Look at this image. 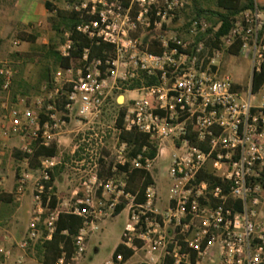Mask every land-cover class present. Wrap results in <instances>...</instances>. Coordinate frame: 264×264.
<instances>
[{
    "label": "built area",
    "instance_id": "built-area-1",
    "mask_svg": "<svg viewBox=\"0 0 264 264\" xmlns=\"http://www.w3.org/2000/svg\"><path fill=\"white\" fill-rule=\"evenodd\" d=\"M185 4L65 2L64 8L78 12L75 30L108 50L90 57L84 48L82 66L54 72L47 97L31 101L36 111L27 97H19L9 108L0 103L8 120L0 127L2 138L20 135L19 149L28 154L33 143L54 142L58 147L54 156L39 159L37 176L21 171L16 177L15 202L32 187L30 218L16 242L20 251L34 250L50 239L60 213L74 214L82 225L72 238V255L68 260L61 251L53 263L71 264L83 255L87 238L100 229V222L124 203L127 215L120 244L133 254L127 259L122 253L111 255L104 264H264V12L253 0V7L235 19L218 46L199 56L203 40L193 51L188 48L209 28L205 19L189 21L190 40L168 34ZM237 42L240 52L251 57L244 85L219 67L222 52ZM72 45L71 32L64 31L59 54L68 57ZM63 72L69 78L64 79ZM253 73L261 75L255 90ZM0 78V90L9 91L13 70L6 62L0 66ZM72 113L88 125L72 155L90 177L81 181L70 202L56 200L52 207L51 173L62 164L59 138ZM105 113L110 120L101 119ZM126 131L145 135L157 151L171 142L174 152L164 170L171 183L166 198L152 182L144 189L143 201L137 202V193L127 191L126 181L113 175L126 163L151 174L157 160L144 154L145 147L129 156L128 144L120 140ZM109 162L113 176L99 178L101 165Z\"/></svg>",
    "mask_w": 264,
    "mask_h": 264
},
{
    "label": "rangeland",
    "instance_id": "rangeland-1",
    "mask_svg": "<svg viewBox=\"0 0 264 264\" xmlns=\"http://www.w3.org/2000/svg\"><path fill=\"white\" fill-rule=\"evenodd\" d=\"M184 1L191 6L192 1ZM44 2L45 0H0V66L4 62L11 66L13 70L12 82H14L9 91L4 92L0 90V103H4L8 108L14 106L19 97H27L29 99V106L36 111L31 101L37 96L47 97V92L53 86L52 79L54 72L60 68L56 67V69L51 72V80L49 83H38L42 70L38 60L43 59L44 54V52L40 50V47L47 45L50 40H52L53 43H56L58 40V36L54 34L48 23L47 18L50 12L46 10ZM197 3L203 7L208 6L215 8V0H197ZM54 5L57 8H62L65 5V1L55 0ZM189 10L190 9H187L186 12L189 13ZM189 19L190 18L186 19L183 13H178L176 19L173 20L168 27V34L177 35L183 40H190L186 31L182 30V26H184V23ZM20 32L36 33L38 35L36 43L30 44L29 42L21 41L17 37V34ZM15 40H19L20 43L17 45L14 44ZM16 52L21 54L18 59L12 56ZM250 59L249 53L240 52L238 55H232L224 50L219 60V67L222 72H229L237 83L244 85L248 82L250 77ZM78 67L79 66H72V71H75ZM62 77L64 79L69 78L68 74L65 72L62 73ZM19 79H23L27 84V92L24 95L21 93L24 90L21 87L19 88ZM43 87H45V89H43ZM119 101H121V99H119ZM6 113L5 109L0 108V127L2 125H7L8 120ZM57 118H60V113L57 114ZM101 119L105 121L110 120V113H105ZM65 120L66 123L63 126L64 132L59 138V152L62 155V164L58 165L59 171H57L52 190H54L59 201L70 202L74 191L79 187L81 181L83 179H89L90 177L83 172L84 166L81 165L79 159L72 155L75 143H77L81 134L86 132L88 125L74 113L67 116ZM94 126H96V124H94ZM20 145V135L11 133L7 138H2L0 135V189L3 183L2 178H6L10 172L20 173L21 171H26L34 177L37 176L36 169H31L24 160L15 161L12 158V150L15 148L19 149ZM165 146L166 147L160 152L151 170L153 182H155L161 197L167 194L171 185L164 170L168 167L170 155L174 152L171 147L172 145L167 143ZM29 194L31 193L27 192L24 196ZM12 208L6 206L1 209L0 219H4V217L11 215L14 211V207ZM31 209L32 202L29 210L30 212ZM126 215L127 211L125 209L119 215H113L101 221L99 224L100 229L87 238L85 251L83 255L77 259L79 261L77 263V260L71 261V264H104L108 261L111 258L116 244L121 238ZM13 217L14 218L10 221L7 219L5 224L0 223V238H2V236L11 237L25 229L24 227L27 226L30 214L28 217H25L23 214L18 213ZM25 253L37 259L35 249H29L25 251ZM83 257L84 259L80 260Z\"/></svg>",
    "mask_w": 264,
    "mask_h": 264
},
{
    "label": "trees",
    "instance_id": "trees-1",
    "mask_svg": "<svg viewBox=\"0 0 264 264\" xmlns=\"http://www.w3.org/2000/svg\"><path fill=\"white\" fill-rule=\"evenodd\" d=\"M67 3L72 2V0H64ZM192 1L191 6L185 4L184 8L179 11L183 13L186 19L190 18L182 26V30L187 33V27L189 21L192 19L203 18L209 23V28L206 33L198 35L193 43L188 48V51H193L196 44L203 40L204 46L199 56H203L207 50L215 48L218 46L220 38L225 35L229 29L232 27L235 19L245 10L251 9L253 7V0H215V8L203 7L197 3V0ZM44 6L46 10L50 12L47 18L50 28L55 35L58 36L56 43L52 40L49 41L47 45L40 47V50L44 52L43 59H39V66L41 67V74L38 83L46 82L49 83L51 80V72L60 67L62 69H68L72 66H82L81 53L84 48L89 49V56H102L104 50L108 48L104 44H92L86 37L78 33L75 30V26L79 23L80 18L78 12L73 9H66L64 7L57 8L53 3L45 0ZM187 9L189 13L186 12ZM176 19V18H175ZM174 19V20H175ZM64 31L71 32V39L73 41L72 48L70 50V55L68 57H62L57 48L62 41V33ZM17 37L21 41L29 42L30 44H35L38 38L36 33H25L20 32ZM239 43H235L233 46L226 49L227 53L232 55H238L240 53ZM150 51L158 52L155 47H150ZM14 58H20V53L16 52L12 55ZM261 81V75L258 73H253L252 76V87L257 89ZM14 82H12L13 84ZM11 84V86H12ZM19 88L21 87L24 91L21 93L24 95L27 92L26 83L23 79H19ZM1 85V78H0ZM61 105V103H59ZM120 140L126 142L129 146V156L136 155L141 152L145 147L146 150L144 154L150 158H153L157 154L156 143L149 141L148 138L134 131H126L121 133ZM58 152L57 145L53 142L49 146H41L37 143H33L31 147V153H25L19 149H13L11 156L15 161H22L27 159L28 165L31 169H37L39 167V159L41 157L54 156ZM110 164L105 166L101 165L98 172L99 178L111 177L113 176L110 171ZM119 172L125 171L122 176H116L117 179H124L127 183V191L132 193H137V202L143 201V193L145 187L153 182L152 175L143 169H130L128 163L124 166H118ZM57 171L59 167H55L51 173V180L49 184H52L56 178ZM54 190L51 192L50 206H54L56 203V197L53 194ZM83 191L78 192L82 195ZM0 194H5L4 191H0ZM13 196L8 194V199L3 198V203H12ZM124 208V203H119L115 209L114 216L118 215ZM82 225V219L74 214L70 213H60L56 222L55 229L52 233L50 239L45 240L42 244H37L35 247V255L41 264H53L56 258L59 256L61 251H65L67 259L72 255L73 245L72 238L78 233ZM65 231V233H64ZM118 253H122L124 259H127L133 254L131 249L123 247L120 243L115 247L112 255L115 257Z\"/></svg>",
    "mask_w": 264,
    "mask_h": 264
},
{
    "label": "crops",
    "instance_id": "crops-1",
    "mask_svg": "<svg viewBox=\"0 0 264 264\" xmlns=\"http://www.w3.org/2000/svg\"><path fill=\"white\" fill-rule=\"evenodd\" d=\"M258 6L264 12V0H258ZM126 96L127 97L132 96V94L129 93V94H126ZM167 143L171 145L170 141H167L164 144H162V149L157 151V155H156L157 159H158V156L160 155V152L166 147L165 145ZM18 174L19 173H16V172H10V173H8L6 178H2L3 183H2V188L0 189V191L3 190L5 194H3V195L0 194V210L5 208L6 206H10L11 208L14 207V211L11 215L4 217V219H0V223L5 224L7 219L9 221L12 220L14 218L13 216L18 214V213L23 214L25 217L26 216L28 217V215L30 214L29 210H30V206H31V202H32L31 194L24 196V198L20 202H14V200H13L12 203H6V204L3 203V198L8 199V194H12L14 186H15V180H16V177ZM0 175H1V173H0ZM113 175L116 177V176H122L124 174H121V172L120 173L118 172V173H115ZM54 182H55V180H54ZM54 182H53V186H54ZM31 188L32 187L29 186L28 189L26 190V193L27 192L31 193ZM53 194L56 197L54 192H53ZM162 198H166V195ZM56 200H58L57 197H56ZM123 210H125V209H123ZM7 224H8V222H7ZM24 228L26 229V227H24ZM25 229H23L22 231H19L18 234H16V235H12L11 237L2 236V238H0V264H41V262H39L38 259H34L28 253L21 252L16 246V242L21 239V237L23 236V234L25 232ZM119 243H120V240L116 244V246ZM83 259H84V257L81 258L80 260H83ZM78 261L79 260H77L76 263Z\"/></svg>",
    "mask_w": 264,
    "mask_h": 264
}]
</instances>
